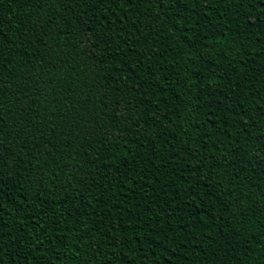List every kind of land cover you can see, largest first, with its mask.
I'll use <instances>...</instances> for the list:
<instances>
[{
  "label": "trees",
  "instance_id": "1",
  "mask_svg": "<svg viewBox=\"0 0 264 264\" xmlns=\"http://www.w3.org/2000/svg\"><path fill=\"white\" fill-rule=\"evenodd\" d=\"M0 264H264V0H0Z\"/></svg>",
  "mask_w": 264,
  "mask_h": 264
}]
</instances>
